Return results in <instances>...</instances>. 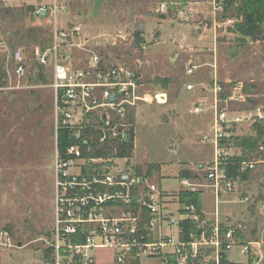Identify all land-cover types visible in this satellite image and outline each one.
Returning <instances> with one entry per match:
<instances>
[{
	"label": "rangeland",
	"instance_id": "1",
	"mask_svg": "<svg viewBox=\"0 0 264 264\" xmlns=\"http://www.w3.org/2000/svg\"><path fill=\"white\" fill-rule=\"evenodd\" d=\"M52 2L0 0V231L7 230L14 245L0 249V264H46L45 239L51 235L55 211V101L52 71L36 62L35 55L53 47L57 30L66 31L71 43L84 45L72 47L74 66H83L89 53L97 51L107 65L141 73L150 104L137 109V158L161 166L163 177L157 182L164 189L180 186V161L196 164L197 171L214 161L213 145L200 141L213 129L214 87H221L219 112L244 120L226 128L229 154L220 167L240 180L234 191L220 197L219 228L222 233L235 228L239 244L252 243L249 255L239 246L224 255L232 264H252L260 258L264 264V166L243 171L242 161L234 160L243 152L233 143V138L256 137L260 129L264 136V41L244 42L234 33L237 20L225 19L224 0H185L178 5L172 3L180 0H69L63 16L35 15L38 7ZM164 2L168 12H158ZM75 27L80 32H71ZM18 53L26 63L21 78L15 71ZM192 67L194 73L188 75ZM189 84L195 86L193 91L186 90ZM161 93L168 101L160 105L154 96ZM198 101L206 108L201 115L192 113ZM200 160L204 162L198 164ZM172 195V201L182 202L178 192ZM200 197L210 215L204 216L210 242L216 225L211 217L214 195ZM96 255L98 262L108 263L115 253ZM169 261L177 264L176 258ZM214 261L210 244L188 264Z\"/></svg>",
	"mask_w": 264,
	"mask_h": 264
},
{
	"label": "built area",
	"instance_id": "2",
	"mask_svg": "<svg viewBox=\"0 0 264 264\" xmlns=\"http://www.w3.org/2000/svg\"><path fill=\"white\" fill-rule=\"evenodd\" d=\"M68 1L53 0L49 6L38 7L35 15L63 16ZM168 8L169 4L164 2L157 11L167 13ZM183 12L179 10L180 14ZM71 32H80V28L75 27ZM69 37L66 31L57 30L53 47L35 55L36 62L52 71L55 101V211L51 235L45 239L46 264H131L146 260L170 264L171 254L177 264H188L190 258H196L210 244L215 247L214 264H222L223 254L237 246L242 254L249 255L252 243L239 244L237 229L222 233L219 228L220 197L234 191L240 180L239 175H231L220 167L222 158L229 154L226 128L244 120L228 119L226 111L219 112L221 87L217 83L214 87L213 129L202 138V142L213 145L214 161L198 167L193 176L179 179V195L202 196L207 192L214 195L216 225L214 239L209 242L205 238L207 219L197 205L172 201V193L154 182L146 171L131 164V158H120L117 149L110 152L107 148L127 142L132 132L135 136V123L130 122V115L134 112L136 118L138 106L149 103L148 94L142 91L141 73L127 66H109L97 51L89 53L83 66H74L70 56L72 47L83 49L84 45L71 43ZM16 58L15 71L21 78L26 63L20 53ZM194 70L192 67L187 74L192 75ZM194 89L192 84L186 86L188 91ZM113 96L115 100L111 101ZM154 98L158 104L168 101L163 93ZM204 112L203 102L194 104L193 114ZM62 132L69 140L64 150L59 148ZM262 153L263 146L258 155L251 154L242 161L243 171L253 172L264 166ZM187 223L194 225V231L187 232ZM11 241L7 230L0 231V249L12 248ZM106 250L115 253L114 259L98 262L96 253ZM261 263L260 258L252 264Z\"/></svg>",
	"mask_w": 264,
	"mask_h": 264
},
{
	"label": "trees",
	"instance_id": "3",
	"mask_svg": "<svg viewBox=\"0 0 264 264\" xmlns=\"http://www.w3.org/2000/svg\"><path fill=\"white\" fill-rule=\"evenodd\" d=\"M220 1V0H218ZM226 5V16L225 19H235L237 20L235 24L234 33L244 42L252 41L259 42L264 41V0H224ZM130 122L135 123L134 112L130 115ZM262 129L257 131L256 137L252 138H233V143L235 146L239 147L243 154L242 157L234 159L235 161H244L246 155L253 154L255 151H259L260 147H264ZM134 141L135 136L132 132L130 138L127 142L114 147H107L110 152L117 149L118 157L120 158H132L134 152ZM69 140L65 133H60L59 135V148L64 150L68 145ZM102 153H98L101 156ZM152 169V167L150 168ZM151 173L149 170L148 175ZM181 177H191L193 173L188 170H181ZM235 175L236 174H232ZM238 176V175H237ZM245 175L242 174L241 177ZM181 201L187 204H195L201 209V199L199 195L196 194H182ZM185 228L188 233L194 231V225L192 223L185 224ZM226 232V231H225ZM224 233V232H223ZM223 254L222 264H227L224 259ZM132 264H140L139 261Z\"/></svg>",
	"mask_w": 264,
	"mask_h": 264
},
{
	"label": "crops",
	"instance_id": "4",
	"mask_svg": "<svg viewBox=\"0 0 264 264\" xmlns=\"http://www.w3.org/2000/svg\"><path fill=\"white\" fill-rule=\"evenodd\" d=\"M168 96V95H167ZM161 105V104H160ZM137 121H138V110L136 111V118H135V147H134V152H133V156H132V158L130 159V162H131V164H133L134 166H136L137 168H139L140 170H143V171H146L147 173L149 172V170H151V173L149 174V176H150V178L154 181V182H156V183H158L157 182V180H159L160 178H162L163 176H162V168H161V166L159 165V164H153V163H150V162H144V161H140L139 159L140 158H137V152H138V148H139V140H138V136H137ZM200 142H202V141H200ZM200 162H204V160H200L199 162H197L198 164L200 163ZM196 165V164H195ZM194 164H192V163H190V162H187V161H180L179 162V166H178V173H177V175H176V177L177 178H181V175H180V173H181V170H188V171H191L192 173H193V175L194 174H196L197 173V169H196V166H195ZM152 167V169H150ZM165 177H167V176H165ZM179 182V181H178ZM180 184V183H179ZM159 185L162 187V184L161 183H159ZM163 188V187H162ZM164 189V188H163ZM180 189H181V187L179 186L177 189H170V190H168V189H164L165 191H167V192H169V193H172V192H179L180 191ZM200 199H201V197H200ZM214 201H215V198H214ZM175 210L176 209H178V207H176V208H174ZM201 210H202V213H203V216H206V217H210V215H208V214H206L205 213V211L203 210V207H202V205H201ZM215 214H216V207H215V213H214V215L213 216H211L212 218H214L215 219ZM219 219H220V213H219ZM47 255V254H46ZM46 255H44L43 256V258L42 259H46L45 261H47V256ZM225 256V260L227 261V263H229V264H232L231 262H230V260H229V255L227 256V254L226 255H224ZM169 257L172 259H174V258H176L175 256H173L172 254L171 255H169ZM1 259V258H0ZM44 262V260H42V264H44L43 263ZM141 264H143V262L141 263ZM144 264H157L156 263V261L154 260V261H146V262H144Z\"/></svg>",
	"mask_w": 264,
	"mask_h": 264
},
{
	"label": "water",
	"instance_id": "5",
	"mask_svg": "<svg viewBox=\"0 0 264 264\" xmlns=\"http://www.w3.org/2000/svg\"><path fill=\"white\" fill-rule=\"evenodd\" d=\"M115 100V96H113L112 98H111V101H114Z\"/></svg>",
	"mask_w": 264,
	"mask_h": 264
}]
</instances>
